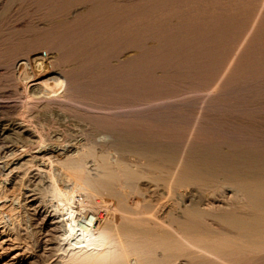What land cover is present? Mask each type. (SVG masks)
Returning a JSON list of instances; mask_svg holds the SVG:
<instances>
[{"label":"bare ground","instance_id":"obj_1","mask_svg":"<svg viewBox=\"0 0 264 264\" xmlns=\"http://www.w3.org/2000/svg\"><path fill=\"white\" fill-rule=\"evenodd\" d=\"M146 1H148V0H146ZM154 1H156V0H154ZM206 1H205V3H206ZM209 1H207V2H209ZM212 1L214 2V0H212ZM212 1H211V3H212ZM64 2H65V0H39V3H41L40 5L42 6V8L46 9L49 12L48 16H51V21L49 22V24H48V22L44 23V24H48L47 29H45V30L43 29L42 34L40 35V38L42 39V41H44V44H45L44 46L46 48H51L55 43L58 44L57 42H59L63 38V34H65V31L70 29V28H73L74 26L77 25L76 21H78V19H76V18L71 19L70 17H68V19H66V18L64 19V16L61 14L63 6H64ZM82 2H83V0H82ZM123 2H125V1L123 0ZM176 2H178V0H176ZM201 2L202 1H200L199 3L201 4ZM215 2H217V0ZM112 3H111V5H112ZM184 3H185V0H184ZM224 3L226 4L227 2H224ZM224 3L222 4V2L221 3L217 2V4H222V6L220 5L218 7H223ZM69 4H70V2H69ZM171 4H173V2ZM227 4H230V3H227ZM232 4H234V2ZM208 5H210V7H211V5H213V4H207L206 6H208ZM236 5H238V4H236ZM240 5H242V4H240ZM117 6H116V8H117ZM133 6H134V4H133ZM181 6H180V8H181ZM199 6H198V8H200ZM261 6H262V4H261ZM144 7H145V5H144ZM171 7H173V6H171ZM189 7H190V9L192 8L191 6H189ZM189 7H188V9H189ZM196 7H197V5H196ZM215 7L216 6H214L213 9H217ZM225 7H227V6H225ZM249 7H250V5H249ZM257 7H258V5H257ZM65 8H67V6H65ZM99 8H101V7H99ZM107 8H106V11H107ZM130 8H131V6H130ZM139 8H141V7H139ZM156 8H158V7H156ZM182 8L185 9L184 7H182ZM201 8H203V7H201ZM247 8L248 7L246 6V9ZM228 9L231 10L230 8H228ZM241 9H243V8H241ZM250 9H252V8L250 7ZM260 9H261V7H260ZM260 9H257V11ZM177 10H178V14H179L181 11L179 9H177ZM177 10H174V12L177 13ZM224 10H226V9L224 8ZM203 11H205V10H203ZM215 11H217V10H215ZM221 11H223V10L221 9ZM232 11L234 12V10H232ZM235 11H236L235 13L238 14L237 10H235ZM158 12H157V10L155 12H150L149 14H145L146 16L139 17L138 19H134V20L129 21V22L127 20H130V19H124V18L121 19L120 18V20H118L117 22L111 21V22H113V24L108 22L104 25H101V24L97 25L96 24L97 22L93 21L91 28H94V30L91 29L92 32H89L90 38L89 37L88 38L92 39V38L98 37L99 35L101 36L102 34H106L105 36L103 35L104 36L102 39L103 42L101 44L99 43V45L104 47V50H103L104 53L101 51V46H98V47L94 46L96 49L92 48V46L94 44L92 45V43H91L92 41H91L90 43L88 42L89 43L88 46H90L92 49H89V51L85 50V54L87 55V53L88 52L90 53L91 50L94 51V53H97V51H99V47H100V51L102 52L103 55H105V53H106L105 48L109 49V47H113L114 45H115V47H117L116 45H120V49L124 48L126 50L127 47H129V48L131 47L130 45H133L134 43L135 44L139 43L143 39H146L148 37L155 38L156 42L165 40L166 36H164V34H166V31H168L170 29L169 28L168 30H166V25H165V24H167L166 22H169V20H168L169 17H168V15L165 17V15H163V11L159 12V13ZM201 12H202V10H201ZM227 12L224 11V13H226L225 15H227ZM238 12H241V11L239 10ZM74 13H75V11H74ZM182 13H184V11ZM208 13H206V14H208ZM202 14H205V13H202ZM255 14H256V12H255ZM259 14L260 13H258V15ZM175 15H174V17H175ZM210 15H208V16H210ZM179 16H182V15L179 14L177 18H180ZM187 16L184 15V18ZM190 16H192V15L190 14ZM202 16H204V15H202ZM229 16H230V14H229ZM245 16H246L245 17V19H246L247 15H245ZM83 17H84V14H83ZM89 17H88V19H89ZM172 17H173V15L171 16V18ZM192 17H190V18H192ZM225 17H224V19H225ZM251 17L253 18L254 16L251 15ZM262 17H264V16H262ZM78 18H80V17L78 16ZM105 18H106V16H105ZM203 18H208V17H203ZM210 18H211V16H210ZM215 18H218V16H216ZM232 18H233V16H232ZM49 19H47V20L49 21ZM81 19H82V16H81ZM86 19H87V17H86ZM110 19H112V17ZM84 20H85V18H83V21ZM106 20H108V19H106ZM192 20H194V18ZM201 20H203V19H201ZM237 20H238V18H237ZM252 20L254 21V19H252ZM258 20L259 19H257V22H258ZM179 21H180V19H179ZM220 21L221 20L219 19V21L217 23H213L214 28L211 30H214V29L217 30L218 29L217 31H214V32L211 30L208 31L204 28L201 29L202 25H199L200 29H199V26H197L198 29L196 28L195 31L193 29L194 34H196L198 32V34H196V37L197 36L200 37L202 43H207V45L203 44V46L202 47L200 46L199 49H195L194 47L191 49L188 47L186 48V44H189L187 42L176 44L175 47H172V45H171V49H166L164 52L161 51L163 53H160L159 55H156V53H154L153 57L149 56L151 61L153 60L155 64L156 63L160 64L161 62H165V63H168V66H171V65L175 66L176 69L177 68L185 69L188 71V75H191V74L196 75L197 77L195 76V78L198 79L199 82H201V80H204V79L205 80L212 79L215 82L216 81L220 82V81H222V79L224 77H227L230 79L231 78L234 79L238 83L243 78L249 79V77L252 78V76H254V77L260 76V75L263 76L264 71L262 72V69L264 70V68H263L264 67V55H263L264 54V42L263 41H262L263 43L262 42L258 43V41L256 42L257 39L260 42L261 39H259V38H262V37H260V36H259V38H257L258 36L256 37L255 42L258 44L256 46L254 44V47L251 45L252 43L248 44V45L247 44L244 45V43H246V42H244L245 39L243 40L244 43L239 45L241 42V41L239 42V40H241L242 38L238 39L237 38L238 37L237 32L235 31L236 36H237L236 39L238 40L239 44L237 46H235V45L231 46V44H230L231 38H232L231 33H233L234 29H237V28L235 27V24H234V26H228L227 25L228 23L226 24V22H224L226 20L221 21V22ZM195 22H197V21H195ZM240 22H242V21L240 20ZM176 23H178V22H176ZM233 23H235V22L233 21ZM242 23L245 24V21ZM248 23H246V24H248ZM252 23H255V21ZM252 23H251V27H253L254 25L256 27V25L259 24V23L258 24L256 23V24H253V26H252ZM169 25H170V23L168 24V26ZM80 26H81V24H80ZM178 26L180 27V25H178ZM209 26H211V25H209ZM209 26H208V28H209ZM262 26H264V25L262 24ZM239 27H240V24H239ZM257 27H259V26H257ZM76 28H77V26H76ZM175 28H177V27H175ZM180 28H178L179 31H180ZM262 28H264V27H262ZM245 29H246V26H245ZM82 30L80 29V31H82ZM252 30L254 31L255 29H252ZM74 31H75V29H74ZM248 31H249V29H248ZM253 31H252V33H253ZM260 31H262V30H260ZM208 32L210 34H208ZM241 32H243V34H244L243 30ZM82 33L85 34L84 31L81 32L80 34H82ZM245 33H248V32L246 31ZM260 33L262 34L263 32H260ZM233 34L235 36V33H233ZM250 35H251V33H250ZM250 35H246V36L250 37ZM85 36H87V35H85ZM185 36H184V38H185ZM192 36H193V34H192ZM263 36H264V34H263ZM34 37H36V35ZM131 37H134V38H131ZM168 37H169V35H168ZM176 37H177V35H176ZM64 38L66 39V37H64ZM41 39H40V41H41ZM249 39L248 40L246 39V40L249 41ZM263 39H264V37H263ZM77 41H79V39ZM193 41H191V42H193ZM22 42H24V40L16 38L15 36H12V35L7 36V38L2 39V43L0 44V66L1 67L10 66V64L12 63L14 58L20 54H23L25 56L23 59H25V60L28 58L30 59V50L27 48L25 49L26 44L22 43ZM75 42L76 41L74 40V43ZM195 42H200V40L195 41ZM253 42H254V40H253ZM36 43H38V42H36ZM41 43H43V42H41ZM232 43H233V41H232ZM247 43H249V42H247ZM235 44H236V42H235ZM28 45H30V43ZM95 45H98V43H96ZM140 45H142V44H140ZM149 45H151V43ZM194 45H195V43H194ZM198 45H200V44H198ZM243 45L245 47L248 46V49L250 52H251V49L253 48L252 52H253V50H255L256 54H257V51L260 52L261 54H259V55L257 54L256 56H250L247 54V53H249L248 50H247V52H246V50H244L245 53L240 54V51H241V48ZM83 46H81V47H83ZM135 46H137V45H135ZM153 47H154V45H153ZM239 47H241V48H239ZM148 48H150V47H148ZM124 49H123V52L125 51ZM136 49H138V47ZM87 50H88V48H87ZM95 50H97V51L95 52ZM148 51H150V50L148 49ZM185 51H187V53ZM228 51H230V52H228ZM25 52L28 53V55H26ZM101 52H100V54H101ZM117 52H114V53L119 54L120 56L123 55L122 50H121V52L119 51L120 53H117ZM153 52H155V51L153 50ZM225 52H228L229 54L227 55L225 60L224 59L222 60V57L225 55ZM109 53H110V50H109ZM91 54L93 55V52ZM106 54L109 55L108 52ZM253 54H255V53H253ZM88 55H90V54H88ZM107 55H105V56H107ZM125 55L126 54H124L123 56H125ZM26 56L27 57L29 56V57L26 58ZM95 56H94V58H92V56H88V58L91 57L92 60L86 59L87 57L86 58L84 57L87 61L85 59L82 60V61L85 60L86 62H88V61L92 62L93 61V63H91V65L92 64L93 65L92 66L90 65L91 68H90L89 64L84 63L83 65H84V67H85V65H88L90 69H93L92 70L93 72L95 71V73H96L98 71V74L100 75L99 72H101L103 69L105 70V65H106L105 60L106 59L105 58H104L105 60L101 59V57H100L101 55L98 56V54H97V56H98L97 58ZM102 57H104V56H102ZM125 57H123L122 60ZM113 58H114V56H113ZM71 59H72V57H71ZM126 59H127V57L124 59L125 62L127 61ZM116 61H118L119 63H122L121 60L118 58L116 59ZM140 61L138 60V62H140ZM118 62H116V63L118 64ZM138 62H136V64ZM109 63H110V61L107 64L108 66L110 65ZM151 63L152 62H150V64ZM138 64L140 65V63H138ZM107 65H106V67H107L106 71H108L107 69H109V67ZM116 65L114 63V67L116 69L114 67L113 68L115 71L117 70L116 71L117 74H118V71H120L119 72V75H120V73H122L121 71L123 69L122 70L117 69V68H119V66L116 67ZM118 65H120V64H118ZM139 65H137V66H139ZM75 66H77V65H75ZM79 66L80 65L78 64V67ZM81 66H82V64H81ZM130 66H132V65H130ZM155 66H158V64ZM155 66H154V68H155ZM120 67L123 68V66H120ZM126 67H127V65H126ZM175 67H174V69H175ZM41 68L42 69L38 71L39 76L37 77L36 74H33L32 77H34V75H35L34 81L31 82L29 80L31 82L32 86L30 85V82L29 83L27 82L22 87V95L24 94L26 96L24 98V101H22L24 103L23 104L21 103L24 106L23 108L33 109V108L39 107V106L43 105L45 102L49 101V96H50L49 87H51V85H54V87H56L55 85L58 84V83H55V84L52 83L51 84V80H52V82H53V80H55L54 77H52L53 79H51V77H50V75H52V74H50V72L54 71L53 66L50 65L49 67H45V68L41 67ZM79 68L82 69L81 67H79ZM86 68H87V66H86ZM127 68L129 69V67H127ZM124 70H123V72L126 71V70L125 71ZM127 71L129 72L130 70H127ZM171 71H172V67H171ZM133 72H132V74H133ZM65 73H67V71ZM105 73L103 72L102 76L106 80V78L104 76ZM107 73H106L107 77H110L113 75V73L112 74L110 73V76H108L109 72H107ZM58 74H59V72H58ZM60 74H62L61 71H60ZM177 74H179V73H177ZM56 75H57V73H56ZM59 75L57 76L58 80L60 79ZM73 75L76 76L74 74V71H73ZM123 75H124V73H123ZM123 75H121L122 76L121 79L124 77ZM141 75H142V73H141ZM157 75H156V78L162 77L159 75L157 77ZM92 76H94V75H92ZM102 76H100V77H102ZM114 76L116 79L117 78L116 74ZM177 76L179 77V75H177ZM77 77H79L78 74H77ZM143 77H145V76H143ZM4 78H5V74H1L0 79H4ZM127 78L128 77H126V80L120 79L121 82L119 81L120 84H117V85H115V84L119 83V82H116V80L114 81L111 78L110 80L113 81V82L111 81V83L114 84V82H115V84L113 85V87H111L112 84H110V86L108 85L109 86L108 88H106L107 86H105V85H102L105 88L104 87H95L96 84L92 81H89V84H90L89 86H92L91 84H95V85H93L94 87H89L88 83H86L87 84L86 87H89V88L86 89L85 85L84 86L82 85L83 88H85V90H82V91L79 90V88L80 89L82 88L80 86L81 85L80 82L78 81L79 82V84H78V82L76 81L77 82L76 87H78V85L80 87H78L77 89L75 87L74 91L78 90V91H80V93L77 91V93L75 92L76 94L72 95V97H69L70 100L73 101V103H77L79 105H83V106H86L87 108H90L93 112L90 111V109H89L88 117H91V118H93V120L101 122L103 124V127H104L103 129H106L107 132L109 131L110 133L114 134L113 135L114 137L112 136V139L109 142L106 141L107 143H105L104 145H102L100 147L98 145H94L90 149L87 148V150L80 149L81 151H77L78 149L76 150V148L73 150L72 148L69 147V145H68V147L66 145L63 148L57 149V150H55V147H54V145L52 146V144L50 146L48 145L49 148H47V146L43 147L42 145H41L42 147L39 148V145H38V149H40V150L35 152V153L33 152L34 155L32 154L33 155L32 157L34 160L33 162H35V163L38 162L39 164L41 163V165H39L37 163L38 164L37 167L39 170L45 171V174L51 183V184L50 183L49 184L51 185L52 193L54 194L55 198L58 201L57 207H56V205H54V203H53V205L50 203L51 204L50 206L45 207L48 210L55 209L54 213L46 212L47 217L51 216L52 217L51 220L53 222H55L59 226V229L61 230L59 238H60V241L62 243V250L64 251V253L60 257V260L56 264H264V149L262 150L261 149L262 147L259 148L260 145L258 148H256L258 145L255 146V148H253L249 145H248V147H246L247 145L243 146L242 144H237V143H236L237 146H235V147H233L231 145L229 146V143H228V145H226L227 147L226 146L225 147L220 146L219 149L218 148L212 149V147L214 146L212 144L213 142L212 141L207 142L208 140L204 139V137H207V135L204 136L203 138L199 139L200 141L190 140V139H188V136H185V137L189 141L181 140V138L179 137L180 136L179 129L176 128V126L175 127L172 126V127H170L171 129H167L168 127L166 128V125H165V129H166L165 132L164 131L161 132L162 130L160 132H158L160 129H162L161 126H160L161 128H157V129H159L158 131H156L157 130L156 128H154V129L149 128L148 129L146 127H148V125L150 123H148L146 126L145 123L148 121L145 122V119L143 118V120L145 122L144 125L146 126L144 128L143 123L139 120V118L137 119L135 115H134V117L137 119V122L139 120V122L142 123L140 125H142L143 130H138V129H134V128L132 129L131 127H128L127 121L124 119H119V120L116 119V121L114 120L115 123L111 121L110 122L111 124L107 123L106 122L107 119H105L106 118L105 114H102L100 112H95V111H97V109H99L101 107L104 108L106 106L105 103H107L106 102L107 100L104 99V97H107L106 96L107 93L116 95V96L120 97L121 99L126 97L128 90H130L129 88H131V87H129L130 80ZM156 78H153V79H156ZM78 79L80 80V78H78ZM84 79L86 80V78H84ZM84 79H82V80L85 82ZM100 79L102 80L103 78H100ZM165 79H166V77H165ZM165 79H162V82L155 80L156 82L155 81L153 82L155 85L154 89H151L152 88V80L150 82H147L150 86L148 84L143 83L144 80L142 81V83L139 81V83H136V89H139V91L142 90V91L146 92V94L144 93V95H148V96H151L153 98V95H155L154 94L155 92L157 94V93H159L157 91H160V92L162 91V94H163V90H162L163 87L167 88V86H164V82H163V80L165 81ZM170 79H173V77H171ZM259 79H262V78H259ZM105 80H102V82L106 83ZM110 80H109V82H110ZM159 80H160V78H159ZM182 80L183 79H181V81ZM188 80H192V79L189 78ZM63 81L64 80H62V82ZM184 81H185V79H184ZM235 81H234V83H235ZM243 81L241 80V82H243ZM65 82H63L62 84L60 83L62 85V86L60 85L61 88H63V86H64L63 84H65V87H66V84L68 85V83L67 82L65 83ZM102 82H101V84H105ZM72 83L74 84V81ZM81 83H83V82H81ZM194 83H196V82H194ZM212 83H211V85H212ZM230 83H233V82H230ZM107 84H109V83H106V85ZM165 84H168V83H165ZM169 84H170V81H169ZM203 84H205V82ZM208 84L210 85V82ZM172 85H173V83H172ZM188 86H189V83H188ZM58 87L59 86H57V88ZM190 87H191V84H190ZM199 87L200 86H198V89L201 88V87L200 88ZM66 88H69V85ZM166 88H165V90H166ZM220 88H221V86H220ZM158 89H160V90H158ZM167 89H170V88H167ZM173 89H174V86H173ZM176 89H174V90H176ZM189 89H191V88H189ZM189 89H188V91H189ZM198 89L196 86L195 90H198ZM56 90H58V89H56ZM171 90L170 91L167 90L166 92L171 93L172 92ZM185 90H187V89H185ZM218 90H220V89H218ZM252 90L254 91V89H252ZM66 91H67V89H66ZM229 91H230V89H229ZM219 92H221V91H219ZM65 93H68V91ZM257 93H259V92H257ZM29 94H32V95H29ZM70 94L71 93L65 94V95L68 96ZM72 94H73V92H72ZM162 94L159 93L160 97ZM159 95H158V97H159ZM172 95H174V94L172 93ZM177 95L178 94H176V96ZM217 95H219V94H217ZM251 95H252V93H251ZM165 96H163V97H165ZM131 97H134V96H131ZM140 97L143 98L144 96H140ZM214 97H215V95H214ZM241 97H242V95H241ZM247 97H248V95H247ZM149 98L150 97H148V99ZM50 100H52V99L50 98ZM247 100H248V98H247ZM15 102L12 104H1L0 103V109H6V108H9V109H11V108L15 109L16 108L17 109L20 106V103H18V102L15 103ZM248 102H250V101H248ZM123 103L125 105L124 101H123ZM166 103H164V104H166ZM190 103H192V102H190ZM202 103H204V102H202ZM252 103H254V101ZM52 104H53V102H52ZM46 105H48V103ZM70 105H71V103H70ZM116 105H118V104H116ZM116 105H114V106H116ZM150 105H152V104H150ZM166 105H168V104H166ZM178 105H180V104H178ZM189 105H191V104H189ZM204 105H205V103H204ZM239 105H241V104H239ZM72 106L74 107V105H72ZM181 106H182V104H181ZM230 106H231V104H230ZM144 107H146V105ZM177 108H178V106H177ZM33 110H35V109H33ZM86 110H88V109H86ZM200 110H201V108H200ZM73 111H71V112L74 113ZM209 111H212V110H209ZM257 111H258V109H257ZM117 112H119V111H117ZM117 112H115V113H117ZM259 113H261V112L259 111ZM60 114H61V112H60ZM181 114H183V113H181ZM214 115H215V113H214ZM82 117H86V116L83 115ZM108 117H110V116H108ZM253 117H254V114H253ZM57 118H59V115ZM125 118L127 120L129 119L128 117H125ZM108 119L111 120V118H108ZM201 119H202V117H201ZM217 119H219V118H217ZM161 121H163V120H161ZM238 122H240V121H238ZM24 123H23V125L22 124L16 125V127L18 128L19 131H22V129H23V132L28 133L33 140L34 139L43 140L41 137V134L38 132L37 129L30 128V131H28L27 128L26 129L23 128L25 125ZM101 123H99L98 125H100ZM131 125L132 124H130L129 126H131ZM150 125L152 126V124H150ZM157 125L156 126L154 125V126L157 127ZM175 125H176V123H175ZM216 125H217V122H216ZM181 126L179 127L180 130H181ZM262 126L264 127V125H262ZM192 128H193V131H197V130H194L195 129L194 126ZM200 130H198V131H200ZM185 134H186V131H185ZM189 134H191V133L189 132ZM131 135L133 138H130ZM183 136H184V134H183ZM233 137H235V136H233ZM238 139H240V138L238 137ZM248 139L250 141V138H248ZM258 139H260V138H258ZM129 140H131V141L133 140L134 142H137L136 145L139 146L137 149L138 154L137 153L136 154L139 155L142 160H141L140 164L138 163L139 164L138 166H135V165L132 166V164L129 165V164L125 163L126 160H124L123 155H124L125 151L127 150L126 145L127 144L130 145L128 142H131V141H129ZM211 140H212V138H211ZM217 141H220V140H217ZM205 143H207V144H205ZM257 143H259V142L257 141ZM97 144H99V143H97ZM221 144H223V143H221ZM226 144H227V142H226ZM136 145L134 147H136ZM262 146H263V144H262ZM77 147H79V146H77ZM249 147H251V148H249ZM36 148H37V146H36ZM209 148H210V150H208ZM232 149L242 150V153L241 152L240 153L244 157H242V156L238 157L239 155H237L235 157V155H233L234 151H232ZM128 152H126V153H128ZM23 153H24V151H23ZM134 154H135V152H134ZM130 155H132V153ZM30 159H32V158H30ZM89 161L92 162V166L94 168L93 172L90 170V168L88 166ZM11 174H12V172H11ZM11 174H10V176H11ZM4 176H7V175H4ZM5 178H7V177H5ZM9 179H10V177H9ZM33 180H35V179H33ZM3 183H4V181H3ZM5 183L3 185H5ZM3 185H1V186H3ZM151 186H155L154 188H156L157 186H163L166 189V193H167V194H165V196L167 195L168 198H172L173 196H179L178 198H181L183 200V205H181L179 207L177 206L176 208L169 211L168 213L163 212L160 209L162 202H161V204H159V203H157L158 201L156 202V200L150 199L149 198L150 196L147 197L145 195L146 191ZM3 188H5V186ZM193 188L196 189V192H198V193H200V191H204V194L208 193L209 194L208 196H210V195L211 196L208 197L207 201L204 203L199 202L202 199H200L199 201H195L194 199H188V194H189V192L191 193L190 189H193ZM25 189H27V188H25ZM156 191L158 192L159 190H156ZM13 192H14V190H13ZM1 193H3V192L1 191ZM8 194H10V193L4 194V195H8ZM13 194H14L13 196H15L16 191ZM26 194H28V193H26ZM20 195L22 196V194H20ZM17 196H18V194H17ZM154 196H157V194L153 195V197ZM158 196H160V194ZM136 197H142V199H143L142 207H140V208H138L132 204V201ZM219 197H223V202L219 201ZM0 198H3V196H1ZM1 200L2 201H0V216H1L2 220L7 222V223H10L12 221L11 222L12 226L10 229L13 232L17 233V231L20 230L22 228V225H23L22 224L23 223V216H22L23 211L20 208V205H22V204H21V202L19 203V200H18V202L16 201V203L11 202L12 200L11 201L5 200L4 198ZM9 200H10V198H9ZM76 203H78L82 206L81 212H76V210H75ZM84 205H86V206H84ZM163 205H164V202H163ZM32 206L33 205H31V207ZM92 206H95V207L93 208ZM96 206H97V208H96ZM31 214L32 213H30V215ZM25 215H27V213ZM8 221H10V222H8ZM17 234H19V231ZM16 236L17 235H15V237ZM4 246H5V243H2V247H4ZM36 248H37V246H36ZM5 250H6V248H5Z\"/></svg>","mask_w":264,"mask_h":264},{"label":"rangeland","instance_id":"obj_2","mask_svg":"<svg viewBox=\"0 0 264 264\" xmlns=\"http://www.w3.org/2000/svg\"><path fill=\"white\" fill-rule=\"evenodd\" d=\"M124 1L126 3L123 2V0H105V1L104 0H88V1L83 0V2H82V0H70V1L65 0L61 14L64 16V19L65 18L68 19V17H70L71 19H74V18L78 19L79 22L76 21L77 22V25H76L77 28H76V26H74L73 28L66 30L65 34H63V38L60 40L61 42L60 41L57 42L58 44L55 43L56 45L54 44L51 48H46L44 46L45 45L44 41H42V39L40 38V35L42 34L43 29L44 30L47 29V26H48L49 22L51 21V16H48L49 12L46 9L42 8V6L40 5L41 3H39V0H0V44L2 43L3 38H7V36L12 35V36H15L16 38L24 40V42H22V43L26 44L25 49L27 48L30 50V59L28 58L29 56L28 57L26 56V58H28V59L25 60V59H23L25 56L23 54H20L21 56L20 55L16 56L14 58V60L12 61V63L10 64V66H3V67L0 66V75L5 74V78L0 79V103L1 104H12L15 101H16L15 103H17V102L20 103V106L17 109L16 108L15 109H12V108L11 109H9V108L0 109V169H1L0 170V182H1L0 183V188H1L0 189V195L3 196V198L5 200H8V201L12 200L11 202H13V203H16V201L18 202V200H19V203L21 202V204H22V205H20V208L23 211V212L21 211L22 216H23V223H22L23 225H22V228L20 230H18L20 235L17 234L18 231H17V233H15L10 229L12 226L11 225L12 221L11 222L8 221L10 223H7V222L3 221L1 216H0V264H20V263L21 264H56L60 260V257L64 253V251L62 250V243H61L60 238H59L61 230L59 229V226L51 220L52 219L51 216L47 217V213H46V212L54 213L55 209L48 210L47 208H45V207L50 206L51 204L53 205V203L57 207L58 201L55 198L54 194L52 193V188L50 185L51 183H50L48 177L46 176L45 171H41L38 169L37 166L39 163L37 162L38 163L37 164V163L33 162L34 160H33L32 156L34 155L35 152L40 150V149H38V145H39V148L42 146L43 147L47 146V148H49V146L52 144V146L54 145L55 150L61 149L66 145L68 147V145H69V147L72 148L73 150L76 148V150L78 149L77 151H81L80 149L87 150V148L90 149L94 145H98L100 147V146L104 145L105 143L109 142L112 139V136L114 135V134L110 133L109 131L107 132L106 129H103L104 127H103V124L101 122H98L96 120H93V118L88 117L90 108H87L86 106H83V105H79L77 103H73V101L70 100L69 97H72V95L76 94L78 91V90L74 91L78 81L80 82V84H81L80 86L82 87L81 89L79 88V90L82 91V90H85V88L88 89L89 87H94L93 85H95V84H96L95 87H104L102 85H105V86H107L106 88H108L110 86V84H112L111 83L112 80H114V81L116 80V82H119L121 77H122L121 75H123V73H124V75H123L124 77L121 80H123V79L126 80V77H128L127 79L130 80V84L132 86L129 84V87H131V88H129L130 90H128V93H127L125 98L121 99L120 97H118L116 95L107 93L106 94L107 97H104V99L107 100L106 101L107 103H105L106 106L104 105L105 106L104 108L101 107V108L97 109V111L94 110L95 112H100L102 114H105V116H106L105 119H107V121H106L107 123H110L111 121L115 123L116 119L117 120L124 119L127 121L128 127H131L132 129L134 128V129H138V130H143L142 125H140V124L143 123V125H144V123L146 121H148L145 123V125L147 126V124L150 123V124H152V126L149 124L148 127H146L145 125L143 127L144 128L146 127L148 129L149 128H153V129L156 128L157 129V128L162 127V129H160V130L155 129L156 131L159 130L158 132H160L161 130H162L161 132H163V131L165 132V130H166L165 125H166V128L168 127L167 129H171L170 127L176 126V128L179 129V133H180L179 137L181 138V140L189 141L188 139H190V140L200 141L199 139H201L207 135V137H204V139L208 140L207 142H209V141L213 142V143L211 142L214 145L212 147V149H217V148L219 149L220 146L225 147L226 145H228V143H229V146L231 145L233 147L237 146V144H242L243 146L247 145L246 147H248V145H249L253 148H255V146L258 145L256 147V148H258L260 145L259 148L262 147L261 149L262 150L264 149V147H263L264 146V139H263L264 138V127L262 126V125H264V123H263L264 122V104H263L264 103V100H263L264 99V94H263L264 93V86H263L264 85V80H263L264 75L263 76L260 75L261 77L260 76H255V77L252 76V78L249 77V79L243 78V79H241L242 81L244 80L243 82H241V80L239 79L240 81L238 83L234 79H232V78L230 79L227 77H224L222 79V81H220V82H217V81L215 82L212 79H210V80L204 79V80H201V82H199V80L195 78L196 75H194V74L188 75L187 70L182 69V68L176 69L175 66H172V65L168 66V63H165V62H161L160 64L159 63L155 64L154 61L153 60L151 61V59L149 57V56L153 57L154 53H156V55H159L160 53H163L166 49H171V45H172V47H175V45L179 44V43H184V42L189 43V44H186V48L188 47L190 49L193 47L195 49H199L200 46L201 47L203 46V44L207 45V43H202L200 37H198V36L196 37V34H198V32L196 34H194L193 29L195 31L197 26L202 25L201 29L204 28V29L210 31L211 29L214 28L213 23H217L219 21V19L221 21L226 20L224 22H226V24L228 23L227 24L228 26H234V24H235V27L237 28V29H234V31H233V33H235V36L233 33H231L232 34V38H231V42H230L231 46L232 45L237 46L239 44V42L241 41L242 43L240 42L239 45L246 42V43H244V45H246V44L248 45V44L252 43L251 45L254 47V44L256 46L258 43H261L262 41L264 42V39H263L264 28H262V27H264V26H262V24L264 25V17H262V16H264V11H263L264 10V6H263L264 0H259V1L258 0H249V1L248 0H246V1L245 0H243V1L242 0H233V1L230 0L231 2L229 0H228L229 2L227 0H223V1L217 0L218 3L222 2V4L224 2L230 3V4L224 3L223 7H218L220 5L222 6V4H217V2H215L216 0H214V2L212 0H210V1L207 0L209 2H207L205 0L206 3L204 0H198V1L197 0H185V3H184V0H178V2H176V0H156V1H154V0L153 1L152 0H148V1H146V0H124ZM200 1H202L201 4L199 3ZM211 1H212V3H211ZM69 2H70V4H69ZM172 2L174 5L171 4ZM233 2H234V4H232ZM111 3H112V5H111ZM133 4H134V6H133ZM207 4H213V5H211V7H210V5L206 6ZM236 4H238V5H236ZM240 4H242V5H240ZM261 4H262V6H261ZM144 5H145V7H144ZM170 5L173 7H171ZM196 5H197V7H196ZM249 5L253 10L250 9ZM257 5L259 8L257 7ZM65 6H67V8H65ZM116 6H117V8H116ZM130 6H131V8H130ZM180 6H181V8H180ZM189 6L192 7L191 8L192 10L190 9ZM198 6L200 8H198ZM214 6H216L215 8H217V9H213ZM225 6H227V7H225ZM246 6L249 9L248 8L246 9ZM99 7H101V8H99ZM139 7H141V8H139ZM156 7H158V8H156ZM182 7H184L185 9H183ZM188 7H189V9H188ZM201 7H203V8H201ZM240 7L243 9H241ZM260 7H261V9H260ZM106 8H107V11H106ZM224 8L226 10H224ZM228 8H230L231 10H229ZM256 8L260 9V10H258L259 12L257 11ZM177 9H179L181 11V12L179 11L180 12L179 14L182 15V16H179L180 18H177L179 15ZM221 9L223 11H221ZM156 10H157V12L163 11V15H165V17L168 15V17H169V19H168L169 22H166L167 24H165V25H166V30H168L169 28L170 29L168 31H166L167 35L164 34V36H166L165 40L156 42L155 38L148 37L146 39H143L139 43H136V44L134 43L133 45H130L131 47L130 48L127 47L126 50L123 48L125 50L124 52H123L122 48L120 49V45H116L117 47H115V45H114L113 47H109V49L105 48L106 49L105 52L106 53L108 52V54H109V55H107L105 53V55H107V56H105L102 54V52L104 53V51H103L104 47L99 45V43L101 44L103 42L102 39L106 34H102L101 36L99 35L98 37L89 39L90 38L89 32H92V30H94V28H91L93 21L97 22L96 23L97 25H100V24L104 25L108 22L113 24V22H117L118 20H120V18L121 19L122 18L130 19V20H127L129 22V21H132L134 19H138L139 17L146 16L145 14H149L150 12H155ZM174 10H177V13L174 12ZM201 10H202V12H201ZM203 10H205V11H203ZM215 10H217L218 12ZM232 10H234V12ZM235 10H237V13L239 15L235 13L236 12ZM239 10L242 13L238 12ZM249 10L250 11L252 10V11L250 12ZM74 11H75V13H74ZM183 11H184V13H182ZM224 11L225 12L228 11L229 13L227 12V15H225L226 13H224ZM255 12H256V14H255ZM202 13H205V14H202ZM206 13H208V14H206ZM258 13H260V14L258 15ZM83 14H84V17H83ZM190 14L193 17L190 16ZM229 14H230V16H229ZM172 15H173V17L171 18ZM174 15H175V17H174ZM184 15H186V16L188 15V16L184 18ZM202 15H204V16H202ZM208 15H210L211 18ZM215 15L218 16V18H215L216 17ZM245 15H247V18H246L247 20L245 19V17H246ZM251 15L254 17L252 18ZM78 16L80 18H78ZM81 16H82V19H81ZM105 16H106V18H105ZM232 16H233V18H232ZM86 17H87V19H86ZM88 17H89V19H88ZM109 17L110 18L112 17V19H110ZM190 17H192V18H190ZM203 17H208V18H203ZM224 17H225V19H224ZM236 17L238 18L239 21L237 20ZM83 18H85L84 21L86 23L83 21ZM193 18L197 22L192 20ZM200 18L203 20H201ZM47 19H49V21ZM106 19H108V20H106ZM179 19H180V21H179ZM252 19H254L255 23H252V22H254ZM257 19H259L258 22H257ZM240 20L242 22L245 21V24L240 22ZM111 21H113V22H111ZM233 21L235 23H233ZM47 22H48V24H44ZM176 22H178V23H176ZM169 23H170V25L168 26ZM246 23H248V24H246ZM251 23H252V26H253V24H256V23L257 24L259 23L260 25L258 24V25H256V27H255V25L253 27H251ZM80 24H81V26H80ZM239 24H240V27H239ZM178 25H180V27L181 26L182 27L180 28ZM184 25L185 26L187 25V26L185 27ZM209 25H211V26H209ZM244 25L246 26V29H245ZM208 26H209V28H208ZM257 26H259V27H257ZM175 27H177V28H175ZM178 28H180V31ZM258 28L259 29L261 28L260 30H262V31H260ZM74 29H75V31H74ZM80 29L81 30L83 29V30L80 31ZM199 29H200V26H199ZM248 29H249V31H248ZM252 29H255V30L253 31ZM217 30L214 29L211 31L214 32ZM240 30L241 31L243 30L244 34ZM251 30L253 31V33L254 32L255 33L253 34ZM83 31L85 34H83V33L80 34ZM235 31L237 32L238 37L236 36ZM246 31L248 33H245ZM260 32H263V33L261 34ZM250 33H251V35H250ZM192 34H193V36H192ZM208 34H210V33L208 32ZM35 35H36V37H34ZM85 35H87V36H85ZM168 35H169V37H168ZM176 35H177V37H176ZM246 35H250V37L246 36ZM184 36H185V38H184ZM259 36L262 38H259ZM64 37H66V39ZM236 37L238 39H240V38H242V39L239 40V42H238ZM256 37L261 39L260 42L258 39L256 40V42L258 41V43L255 42ZM131 38H134V37H131ZM40 39H41V41H40ZM78 39H79V41H77ZM244 39H245V41L243 42ZM246 39L247 40L249 39V41H247ZM74 40L76 41L75 43H74ZM199 40H200V42H195V41H199ZM253 40L255 43L253 42ZM35 41L38 43H36ZM191 41H193V42H191ZM232 41H233V43H232ZM41 42H43V43H41ZM88 42L89 43L91 42L92 45L94 44L92 46V48H94V49H96L94 46H96V47L101 46L102 52L100 51V47H99V51L101 52V54L97 50H95V52L97 51V53H94V51L91 50L93 52V55L91 54L92 53L91 51H90V53L88 52L86 55L85 50L89 51V49H92L90 46H88L89 45ZM235 42H236V44H235ZM247 42H249V43H247ZM29 43H30V45H28ZM96 43H98V45H95ZM150 43L152 46L149 45ZM194 43H195V45H194ZM197 43L200 45H198ZM140 44H142V45H140ZM135 45H137V46H135ZM153 45H154V47H153ZM77 46L78 47L80 46V47L78 48ZM81 46H83V47H81ZM243 46H242V48L239 47V48H241L240 54L241 53L244 54L245 53L244 50H246V52L248 50L249 53H247V54L250 56H256L257 54L258 55L261 54L258 51L256 54L255 50H253V52H252L253 48L251 49V52H252L251 53L248 49V46H246V47L245 46L243 47ZM135 47L136 48L138 47V49H136ZM148 47H150V48H148ZM87 48H88V50H87ZM148 49L150 51H148ZM109 50H110V53H109ZM118 50L120 52L122 50L123 55L126 54L125 55L127 57L126 62L124 60L126 58L125 56H123V55L120 56L119 54L114 53V52H117ZM153 50L155 52H153ZM119 51L117 53H120ZM161 51H163V52H161ZM185 52L187 53V51H185ZM228 52H230V51H228ZM228 52H225V55L222 57V60L223 59L225 60V58L229 54ZM253 53H255V54H253ZM25 54L28 55V53H26V52H25ZM88 54H90V55H88ZM97 54H98V56L101 55L100 56L101 59H103V60L106 59L105 60L106 62L110 61L109 66L107 65L108 62L107 63L105 62V64L109 67V69H107L108 71H106L107 67L105 65V70L103 69L101 72H99L100 75L98 74V71L95 73V71L94 72L92 71L93 69H90L91 66L93 65V64L91 65V63H93V61L92 62H89V61L86 62L87 61L86 59L92 60V58H94L95 55H96L95 57L97 58L98 57ZM88 56H92V58L91 57L88 58ZM102 56H104V57H102ZM113 56H114V58H113ZM71 57H72V59H71ZM84 57L85 58L87 57V58L85 59ZM116 57L118 59H120L122 63L124 62L125 64L123 63L124 64L123 65L122 63H119L120 62L119 60H118L119 62L116 61V59H117ZM123 57H125L123 59L124 61L122 60ZM83 59H85L86 61L85 60L82 61ZM138 60L139 61L141 60V61L138 62ZM116 62H118V64H120V65H118ZM136 62L140 63V65L138 63L136 64ZM150 62H152V63L150 64ZM84 63L89 64V66L91 65L90 68L88 65H85V67H84V65H83ZM114 63H115V65L117 64L116 67L119 66V68H117V69H121V70L125 69L126 71L124 70L125 72H123V70H122L121 71L122 73H120V75H119L120 71H118V74H117V72H116L117 70L116 71L114 70V68H115ZM78 64L80 65L79 67H81L82 69H80L78 67ZM81 64H82V66H81ZM129 64L132 66H130ZM157 64H158V66H155ZM50 65L53 66V68H54L53 69L54 71L50 72V74H52V75L54 74V75L53 76L50 75V77H51V79H53L52 77H54V79L56 80V81L53 80V82L51 80V84L52 83H54V84L58 83V84L55 85L56 87H54V85H51V87H49V94H50L49 101L45 102L43 105H41L39 107L33 108L35 110L30 109V108H23L24 106L22 104L24 102H22V101H24V98L26 97L24 94H23L24 96L22 95L23 85L26 84L27 82L29 83L30 81L33 82L35 79L34 78L35 75H34V77H32V75L36 74V76L38 77L39 76L38 71L42 69L41 67L45 68V67H49ZM75 65H77V66H75ZM126 65H127V67H129V69L126 67ZM137 65H139V66H137ZM86 66H87V68H86ZM120 66H123V68ZM154 66H155V68H154ZM171 67H172V71H171ZM174 67H175V69H174ZM72 70L74 71V74L76 76L73 75ZM127 70H130V71L128 72ZM60 71L62 72V74H60ZM66 71L69 75L67 73H65ZM131 71L133 72V74ZM263 71L264 70L262 69V72ZM58 72L60 75L58 74ZM103 72L104 73L109 72L108 76H110V73L111 74L113 73V75L110 76L112 78V80H110L111 79L110 77L106 76L108 73L104 74V76L106 78V80H105L104 77L102 76ZM56 73H57V75H56ZM76 73L78 74L79 77H77ZM141 73H142V75H141ZM177 73H179V74H177ZM115 74L117 77L116 79L114 76ZM157 74L159 76H162L163 78L158 77ZM58 75L60 78L59 80L57 77ZM92 75H94V76H92ZM156 75L158 78H156ZM177 75H179V77ZM100 76H102V77H100ZM143 76H145V77H143ZM83 77L86 78V80ZM99 77L103 78L102 80H105L106 83H109V84L106 85V83L102 82V80ZM165 77H166V79H165ZM171 77H173L174 80L170 79ZM78 78H80L81 81ZM153 78H156V79H153ZM159 78H160V80H159ZM161 78L165 79V81L163 80L164 86H167V88H170V89H167L166 87H163V89H162L163 94H162V91L161 92L157 91V92L162 94L161 95L162 98L160 97L159 93L156 94V92H155L154 93L155 95H153V98H154L153 99L151 96L144 95V93L146 94V92H144L142 90L139 91V89H136V83H139V81L142 83L143 80H144L143 83H145V84H148L147 82H150L152 80V88L151 89H154L155 85L153 82L155 80L162 82ZM189 78L192 80H188ZM259 78H262V79H259ZM82 79H84L85 82ZM181 79H183V80L181 81ZM184 79H185V81H184ZM62 80H64L63 82L66 81L68 83L69 88H66V87H68L67 84H66V87H65V84H63L64 85L63 88L60 87V85L63 83ZM70 80L72 82L74 81V84ZM109 80H110V82H109ZM89 81H92L95 84H91L92 86H89L90 85ZM169 81H170V84H169ZM203 81L205 82V84H203L204 83ZM234 81H235V83H234ZM31 82H30V85H31ZM79 82H78V84H79ZM81 82H83V83H81ZM101 82L105 83V84H101ZM120 82L116 83V84L114 82V84L117 85V84H120ZM194 82H196V83H194ZM207 82L208 83L210 82V85ZM230 82H233V83H230ZM86 83H88L89 87H86V85H87ZM165 83H168V84H165ZM172 83H173V85H172ZM188 83H189V86H188ZM211 83H212V85H211ZM114 84H112L111 87H113ZM190 84H191V87H190ZM82 85L83 86L85 85V88H83ZM57 86H59V87L57 88ZM80 86L78 85V87H80ZM173 86H174V89H176V88L177 89L174 90ZM196 86H197V89H198V86H200L201 88L199 87L200 89L195 90ZM220 86H221V88H220ZM78 87H76V89ZM165 88H166V90H165ZM189 88H191V89H189ZM217 88L220 90H218ZM56 89H58V90H56ZM66 89H67L68 93H65V92H67ZM185 89H187V90H185ZM188 89H189V91H188ZM229 89H230V91H229ZM252 89H254V91ZM158 90H160V89H158ZM167 90H169V91L171 90L172 92L171 93L166 92ZM219 91H221V92H219ZM72 92H73V94H72ZM78 92L80 93V91H78ZM257 92H259V93H257ZM64 93L65 94L71 93V94L67 96ZM172 93L175 96L172 95ZM251 93H252V95H251ZM176 94H178V95L176 96ZM217 94H219L220 96ZM29 95H32V94H29ZM158 95H159V97H158ZM214 95H215V97H214ZM241 95H242V97H241ZM247 95H248V97H247ZM131 96H134V97H131ZM140 96H144V97L142 98ZM163 96H165V97H163ZM148 97H150V98L148 99ZM50 98L52 100H50ZM247 98H248V100H247ZM123 101L125 102V105H124ZM248 101H250V102H248ZM251 101L252 102L254 101V103H252ZM52 102H53V104H52ZM190 102H192V103H190ZM202 102H204L205 105ZM47 103L49 106L46 105ZM70 103H71V105H70ZM164 103H166L168 105H166ZM116 104H118V105H116ZM148 104L149 105L152 104V105L149 106ZM178 104H180V105H178ZM181 104H182V106H181ZM189 104H191V105H189ZM230 104H231V106H230ZM239 104H241V105H239ZM72 105H74L75 108ZM114 105H116V106H114ZM145 105H146V107H144ZM177 106H178V108H177ZM85 108L88 110H86ZM200 108H201V110H200ZM203 108L204 109L206 108V109L204 110ZM257 109H258V111H257ZM209 110H212V111H209ZM71 111H73L74 113H72ZM90 111H92V110L90 109ZM117 111H119V112H117ZM259 111L261 113H259ZM60 112H61V114H60ZM115 112H117L118 114ZM181 113H183V114H181ZM214 113H215V115H214ZM253 114H254V117H253ZM58 115H59V118H57ZM83 115L86 117H82ZM134 115L136 116L137 119L139 118V120L142 123L139 122V120L137 122V119L134 117ZM108 116H110V117H108ZM124 116L128 117L129 119L127 120ZM107 117L111 118V120L108 119ZM153 117L154 118L156 117L155 118L156 120ZM201 117H202V119H201ZM143 118L145 119V122H144ZM217 118H219V119H217ZM161 120H163V121H161ZM237 120L240 122H238ZM216 122H217V125H216ZM23 123L25 124L23 128H25V129L27 128L28 131H30V128L37 129L38 132L41 134V137L43 140H40V139H34L33 140L28 133L23 132V129H22V131H19L18 128L16 127V125H21V124L23 125ZM99 123H101V124L98 125ZM129 123L132 125L129 126L130 125ZM175 123H176V125H175ZM153 124L155 126L157 125V127H155ZM180 126H181V130L179 128ZM193 126L195 128L194 130H197V131H193V128H192ZM184 130L186 131V134H185ZM198 130H200V131H198ZM189 132L191 134H189ZM183 134H184V136H183ZM236 135L240 139H238V137ZM185 136H188V139ZM233 136H235V137H233ZM130 138H133L132 135L130 136ZM211 138H212V140H211ZM248 138H250L251 142L249 141ZM258 138H260V139H258ZM217 140H220V141H217ZM129 141H131V140H129ZM132 141L128 142L130 145H128V144L126 145V149L128 151L129 150L130 151L128 152L125 149L126 151H125L123 156H124V160H126L125 163H127L129 165L132 164V166H134V165L138 166L142 160L140 158V156L137 155L138 154L137 149L139 146L136 145L137 142L133 141L134 142L133 143ZM257 141L259 143H257ZM220 142L223 144H221ZM226 142H227V144H226ZM97 143H99L100 145ZM205 144H207V143H205ZM262 144H263V146H262ZM135 145H136V147H134ZM36 146H37V148H36ZM77 146H79L80 148ZM251 147H249V148H251ZM208 150H210V148ZM23 151H24V153H23ZM232 151H234L233 155H235V157L237 155H239L238 157L242 156L241 155L242 150L232 149ZM126 152H128V153H126ZM134 152H135V154H134ZM131 153H132V155H130ZM242 157H244V156H242ZM30 158H32V159H30ZM39 165H41V163ZM88 166H89L90 170L93 172L94 168L92 166L91 161H89ZM11 172H12V174H11ZM10 174H11V176H10ZM4 175H7V176H4ZM5 177H7L8 179L10 177V179L8 180ZM33 179H35V180H33ZM3 181H4V183L6 182L7 184L5 183V185H3L4 184ZM1 185H3V186H1ZM4 186H5V188H3ZM154 187L155 186L149 187L150 190L148 189L149 191L147 190L148 192L146 191L145 195L147 197L150 196L149 198L152 200H156V202L158 201L157 203H159V204H161V202H162L160 209L163 212L168 213L169 211L173 210L177 206L179 207V206L183 205V200L181 198H178L179 196H173L172 198H168L167 195L165 196V194H167V193H166V189L163 186H157L156 188H154ZM25 188H27V189H25ZM13 190H14V192H13ZM156 190H159V191L157 192ZM1 191L4 194H7V193H10V194L4 195L3 193H1ZM15 191H16V195H15L16 197L13 196L14 195L13 193H15ZM190 191L192 194L189 192L188 199H194L195 201H199L200 199H202L199 201L200 203L206 202L207 198L211 196V195L208 196L209 195L208 193L204 194V191H200V193H198V192H196V189H194V188L190 189ZM19 193L22 194V196ZM26 193H28V194H26ZM158 193L160 194V196H158L159 195ZM17 194H18V196H17ZM156 194L160 199L157 196L153 197V195H156ZM8 197L10 198V200ZM3 198H0V201H2L1 199H3ZM219 201L223 202V197H219ZM163 202H164V205H163ZM142 203H143L142 197H136L132 201V204L138 208L142 207ZM31 205H33V206L31 207ZM84 206H86V205H84ZM92 207L94 208L95 206H92ZM96 208H97V206H96ZM75 210H76V212H81L82 206L80 204L76 203ZM26 213H27V215H25ZM30 213H32V214L30 215ZM15 235H17V236L15 237ZM2 243H5L4 247H2ZM35 245L37 246V248L38 247L39 248L37 249ZM5 248H6V250H5Z\"/></svg>","mask_w":264,"mask_h":264}]
</instances>
